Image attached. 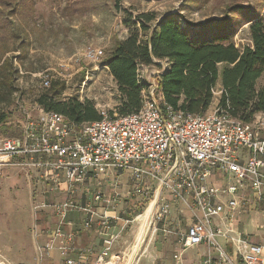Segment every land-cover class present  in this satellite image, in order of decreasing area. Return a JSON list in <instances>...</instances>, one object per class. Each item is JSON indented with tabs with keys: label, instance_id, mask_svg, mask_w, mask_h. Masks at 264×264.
<instances>
[{
	"label": "built area",
	"instance_id": "obj_1",
	"mask_svg": "<svg viewBox=\"0 0 264 264\" xmlns=\"http://www.w3.org/2000/svg\"><path fill=\"white\" fill-rule=\"evenodd\" d=\"M104 55L103 48L93 45L82 53L91 62L100 61ZM156 62L160 68L143 87V103L136 112L112 115L98 109L100 120L76 126L58 112L40 108L41 116L34 117L24 111L22 134L0 137V177L7 167L28 175L36 170L47 181L62 186L65 197L53 204L59 220L44 246L48 252L57 249L66 256L74 251L73 234L65 232L62 225L70 211H85V229H97L105 235V246L94 264L111 263L107 257L116 236L110 232L108 213L98 214L93 207L80 204L76 196L80 189L88 188L94 176L115 168L128 170L134 187L144 191L153 181H160L158 210L153 215L157 221L170 211L166 200L159 202L163 190L170 189L188 201L192 216L183 248L206 246L203 264H234L235 258L243 264H262L264 244L238 233L235 225L239 219L234 215L243 205L246 211L263 212L259 209L264 208V112L246 122L233 117L229 107L219 103L214 110L198 114L171 105L164 110L158 77L169 63ZM146 67L139 69L142 82ZM42 83L49 87L51 81L45 76ZM116 195L115 190L107 195L99 187L92 199L110 206ZM233 231L236 236L230 241L234 250L229 252L219 238ZM181 255L175 258L179 260ZM85 263L83 255L66 259V264Z\"/></svg>",
	"mask_w": 264,
	"mask_h": 264
},
{
	"label": "rangeland",
	"instance_id": "obj_2",
	"mask_svg": "<svg viewBox=\"0 0 264 264\" xmlns=\"http://www.w3.org/2000/svg\"><path fill=\"white\" fill-rule=\"evenodd\" d=\"M234 7L235 11L231 9ZM248 10H264V0H38L37 25L44 32H32L27 40L25 56L15 61L20 70L16 82L19 90L14 94L11 106L0 107V113L9 112L7 125L11 127L7 133L0 127V137L20 136L24 111L34 117L41 116V106L36 97L45 88L42 83L45 76L51 82L57 80L64 84L60 99L75 96L92 103L97 109H104L112 115L120 114L121 93L104 61L110 54L113 39L124 38L137 28L124 23L129 13L156 11L159 19L180 13L186 20L204 24L210 20H221L227 14L239 17V12L243 14ZM244 21V17L240 18L239 29L234 36L239 47L250 43L249 24L243 25ZM89 45L103 48L105 55L100 61L84 59L83 50ZM22 52L18 51L17 56ZM158 68L160 65L156 63L143 70L146 84ZM262 84L264 73L258 81V85ZM220 97L218 86L207 112L215 109ZM93 179L95 181L88 184V188L77 193L79 201H85L99 187L107 195L111 188L117 193L115 201L110 206L104 205L101 211L102 214L108 213L111 225L115 227L116 241L109 264H137L141 256L153 258V264H159L161 257L174 259L176 254L185 251L183 239L192 216L188 201L176 197L170 189L163 190L159 202L166 200L170 211L157 221L150 209L160 181H153L144 191L134 187L136 184L128 170L115 168ZM64 197L62 186L47 181L39 171L34 170L28 175L17 168L5 169L0 177V264H51V260H55L44 246L58 224L53 204ZM97 205L101 207V204ZM244 209L245 205L239 214L234 215L239 219L235 228L243 237L253 240L244 229V221L240 220L241 214H250ZM157 210L158 207L155 212ZM259 211L263 212L259 214L254 210L251 213L252 218L257 219L252 224L258 231L264 228V208ZM77 217L80 219L79 215ZM225 233L227 237H220L219 241L232 252L234 248L230 240L236 232ZM97 236L96 246L99 247L100 237ZM192 249L200 253L204 248L201 245Z\"/></svg>",
	"mask_w": 264,
	"mask_h": 264
},
{
	"label": "trees",
	"instance_id": "obj_3",
	"mask_svg": "<svg viewBox=\"0 0 264 264\" xmlns=\"http://www.w3.org/2000/svg\"><path fill=\"white\" fill-rule=\"evenodd\" d=\"M37 1L0 0V107L11 106L19 90L16 82L20 70L15 61L25 56L30 34L44 32L37 25ZM128 15L124 23L137 28L126 38L115 37L104 61L121 93L120 115L141 108L146 83L139 80V69L156 64V60L169 63L158 77L164 110L171 105L195 114L205 113L220 83L219 104L229 107L233 117L249 122L256 113L264 112V84L258 85L264 73V10L239 12V17L227 14L204 24L186 20L180 13L161 19L156 11ZM242 17L243 25L249 24L250 43L239 47L234 36ZM20 50L23 52L17 56ZM64 87L53 80L37 95L36 102L44 111L61 113L76 126L101 119L90 102L75 96L60 99ZM8 118L9 112L0 113V127L5 133L11 128Z\"/></svg>",
	"mask_w": 264,
	"mask_h": 264
},
{
	"label": "crops",
	"instance_id": "obj_4",
	"mask_svg": "<svg viewBox=\"0 0 264 264\" xmlns=\"http://www.w3.org/2000/svg\"><path fill=\"white\" fill-rule=\"evenodd\" d=\"M127 37V36H126ZM124 37V38H126ZM218 86L221 88V84L219 83ZM212 105V104H211ZM217 105V104H216ZM95 181L93 178L90 179V183ZM84 190V189H83ZM96 190V189H95ZM94 190V191H95ZM112 190H115L113 188L110 189V192ZM94 191L88 195V197L85 198V201L81 202L76 197L77 201L82 204L83 206H91L94 209L97 210L98 214L101 213L102 210H104V204L103 203H96L92 199V195ZM97 204H101V207H99ZM252 212L250 214H241V221H244V229L251 235L253 241L260 242L264 244V228L258 231V229L252 224L257 221V219L252 218ZM102 214V213H101ZM239 214V213H238ZM80 216V219L77 216ZM87 217V213L85 211H78V210H72L68 213L67 217L65 218L62 229L67 233L73 234V243H74V251L71 252L68 255L62 254L60 251H50L48 254L50 257H54L55 260H51V264H66L67 257H73L76 258L79 255H83L86 257V263L85 264H94L97 259L100 257L101 252L105 246L104 243V234L103 232L98 231L97 229H85L83 225L84 219ZM261 217V216H260ZM258 218V217H257ZM59 220V217H58ZM190 220V218H189ZM188 220V221H189ZM58 223V222H57ZM58 224H56V227ZM264 227V226H263ZM112 234L115 232V227L112 225L111 231ZM95 235H98L97 237H100L98 243L101 244V246L97 247V239L95 238ZM115 235V234H114ZM115 244V243H114ZM201 246V245H197ZM197 246L187 248L181 255V258L178 259H172V258H165L162 257L159 259V264H203L204 260L206 259L207 255V248L206 246H203L202 252H194L192 248H195ZM114 247V246H113ZM112 247V248H113ZM112 252L111 256L107 257V260H112ZM111 262V261H110ZM137 264H153V258H149L146 256H141L137 262ZM234 264H243L239 259L234 260ZM262 264H264V259Z\"/></svg>",
	"mask_w": 264,
	"mask_h": 264
},
{
	"label": "bare ground",
	"instance_id": "obj_5",
	"mask_svg": "<svg viewBox=\"0 0 264 264\" xmlns=\"http://www.w3.org/2000/svg\"><path fill=\"white\" fill-rule=\"evenodd\" d=\"M160 192H161V190L158 189V190H157V193H156V196H155V201H154V203L152 204V207H151V209H150V213L152 214V216L154 215L155 210H156V208H157V201H158V198H159Z\"/></svg>",
	"mask_w": 264,
	"mask_h": 264
}]
</instances>
